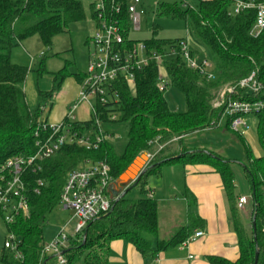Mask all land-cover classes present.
Masks as SVG:
<instances>
[{
  "label": "trees",
  "instance_id": "16d2710c",
  "mask_svg": "<svg viewBox=\"0 0 264 264\" xmlns=\"http://www.w3.org/2000/svg\"><path fill=\"white\" fill-rule=\"evenodd\" d=\"M117 2L121 4V13L114 17L128 45L143 42L149 52L165 55L185 39L160 40L156 29L149 40L132 39L128 0ZM232 9L230 0H201L197 8L189 5L184 9L166 4L157 6V16L185 21L192 53L206 55L210 59L215 78L212 81L203 79L187 68L179 56L165 59L163 66L170 81L169 86L178 89L185 97L187 109L183 113L172 111L165 98L166 91L159 90L160 66L155 61L136 72L134 88H130L124 80L116 81L113 89L118 93V100L104 105L97 103L96 108L103 124L128 125V141L123 154L118 155L106 140L98 149L91 151L64 146L54 157L41 164V171H26L24 181L32 210L29 218L18 219L12 228L20 240L22 259L17 260L12 253L2 250L1 263L57 264L56 258L42 256L44 227L47 217L60 206L68 174L88 160L107 162L115 182L141 154L152 156L135 187L140 189L143 198L130 200L127 197L129 193L118 199L113 198L111 210L106 215L89 223L81 235L70 239L65 252L66 264H108L110 244L114 240L128 241L144 258H154L160 252L185 243L195 226L181 228L167 241L159 240V203L148 198L145 190L144 179L158 176L165 166L186 165L206 157L215 165L228 196L233 197L235 185L234 175L229 168L230 161L206 150H186L182 146L179 153L162 158L170 150V147L166 149L167 144L177 141L180 146L187 136L217 129L224 109L214 108L213 103L225 86H234L254 74L263 89L257 94L241 91L234 98L264 102V32L258 38H252L249 32L255 23L256 12L233 16ZM90 13L95 23L97 15L92 5ZM87 19L82 0H0V167L11 158H28L37 152L35 134L41 123L42 107L33 112L26 98L25 84L30 70L13 63V54L23 41L34 36L40 37L45 48L51 49L55 37L69 32V27L84 23ZM41 58L39 77L46 73V55L43 54ZM76 76L81 83L84 82L85 75ZM68 77L71 74L63 69L55 75L54 82L59 83L60 88ZM57 90L54 87L47 93H40L42 101L51 100ZM112 115H116L117 119L111 120ZM257 118L258 137L264 147V111ZM225 127L231 131L229 120H226ZM76 128L82 134L96 130L95 121L79 123ZM244 170L253 192L252 227L250 230L244 228L236 212L238 206L234 205L241 256L236 263L211 258L212 264H255L257 251L259 258L256 264H264V157L253 159L248 151ZM38 180L44 181L39 194L35 193Z\"/></svg>",
  "mask_w": 264,
  "mask_h": 264
},
{
  "label": "built area",
  "instance_id": "2783aa9c",
  "mask_svg": "<svg viewBox=\"0 0 264 264\" xmlns=\"http://www.w3.org/2000/svg\"><path fill=\"white\" fill-rule=\"evenodd\" d=\"M117 1L93 0L92 2L97 20L95 31L88 40L89 65L79 97L68 109L65 119L59 123L41 122L35 134L37 152L28 158L23 156L11 158L0 167V218L7 228V237L0 245V250L12 253L17 260L22 259L20 240L12 228L18 219L29 218L32 210L27 194V184L24 181L25 172L41 171V164L54 157L64 146H77L88 151L98 149L106 139L105 132L101 129L103 123L98 118L96 105L118 100V93L113 89L116 81L124 80L130 88H134L136 72L148 67L151 61H155L160 66L158 88L161 92H165L170 81L163 63L166 58L177 56L183 60L187 68L195 71L203 79L212 81L215 78L210 59L206 55L199 56L192 53L188 35L177 44V47L171 48L165 55L156 53V51L149 52L143 42L133 46L128 45L114 17L121 13V4ZM230 1L233 3L231 11L233 16L249 11L256 12V20L249 35L252 38H258L264 32V0ZM186 6L187 4H184V7ZM127 13L131 34L140 32L143 16L147 13L143 0H128ZM262 89L263 85L254 74L234 86H225L218 94L220 100L214 103V108L224 109L217 127L226 118L230 121L231 132L242 135L249 131L251 127L248 118H257L264 111V102H252L234 97L241 91L245 94H257ZM83 104L89 105L91 120L95 121L96 130L93 136L89 135V131L82 134L76 128L80 123L76 112ZM116 119V115L111 116V120ZM149 156L151 159L152 156ZM113 183L111 168L105 161L88 160L68 174L60 206L72 212V221H77L75 236H68L66 229L69 223L66 224L51 244H45L42 251L43 257L55 256L57 263H67L64 252L69 248L70 239L81 235L89 223L100 219L111 210L113 198L110 197V188ZM43 186L44 181L38 180L35 193L39 194ZM153 195L154 192H150L147 197L153 198ZM247 202L246 197H241L238 208L242 210ZM203 236V232L197 231L184 244Z\"/></svg>",
  "mask_w": 264,
  "mask_h": 264
},
{
  "label": "crops",
  "instance_id": "0c3cea01",
  "mask_svg": "<svg viewBox=\"0 0 264 264\" xmlns=\"http://www.w3.org/2000/svg\"><path fill=\"white\" fill-rule=\"evenodd\" d=\"M82 1L88 14V19L84 23L89 26V36H91L95 31V23L91 19L90 13L93 0ZM34 37L26 39L20 44L22 50L25 49L27 51L35 48L38 43L36 40L28 42ZM19 51L13 54V63L25 67L31 65L34 60L30 53L28 51ZM85 73L70 72L71 77H68L62 83L59 95L56 98L57 103L47 122L59 123L65 119L68 109L78 99L82 87V83L76 74L85 75ZM28 105L33 111L29 102ZM78 111L80 115L84 113L83 111L88 114V117H84L85 119L82 117V119L77 118L78 122L87 123L91 121V110L88 104H83ZM255 121L259 125L258 118H255ZM210 131L213 130L204 132ZM106 134L108 135V133ZM221 134L225 135L224 133ZM256 134H258V127L255 134L251 128L242 135L233 133L240 144L242 146L244 144L247 149L249 143L252 146L255 145L256 139L259 143L260 140ZM189 137H185L182 142ZM172 144H170L171 149L166 152L177 153L181 151V146L183 147V145L175 146L178 144L177 141ZM260 144L255 149L256 156L255 158L252 157L253 159L263 157L261 156V151L264 150V147L262 145L260 146ZM206 151L230 161L229 168L234 175L235 185L232 198L228 196L223 180L214 165L202 160H194L186 165H168L163 167L161 174L158 176L153 175L144 179L147 196L150 192H154L153 199L159 203L158 222L160 241L169 240L183 227L195 226L191 236L197 231L203 232L204 236L191 243H183L184 245L182 244L167 251L160 252L154 258H144L126 240H114L110 244L108 264H212L210 261L211 258L225 260L230 263H236L239 260L241 249L235 225L234 205L238 206L241 197L248 199L244 208L242 210L237 208L236 212L240 215V221L244 228L250 230L254 209L251 184L244 170L243 161H239L237 158L224 157V155L218 154L214 149L206 148ZM110 197L115 198L112 186L110 188ZM0 264L3 263L0 262Z\"/></svg>",
  "mask_w": 264,
  "mask_h": 264
},
{
  "label": "rangeland",
  "instance_id": "374dc122",
  "mask_svg": "<svg viewBox=\"0 0 264 264\" xmlns=\"http://www.w3.org/2000/svg\"><path fill=\"white\" fill-rule=\"evenodd\" d=\"M200 1L201 0H143V3H145V7L147 9V13L145 16H143L141 31L133 33L131 36L132 39L139 41L149 40L153 37L154 29L157 30V38L160 40L174 41L186 38L187 27L185 21L178 18L172 19L169 17L157 16L156 8L159 4H166L169 6H180V8L184 9V6L182 7V5H184L185 3L190 7L197 8ZM88 27L89 26L85 23L72 25L71 27H69V32L63 33L57 36L56 39H54L52 49L45 48L38 36L30 39L31 41H28L32 42L36 40L38 43L34 49L27 50L34 61H32L31 65H28L30 73L25 84V89L28 102L33 108V112L39 111L40 107H42V112L40 114L41 122H47L50 119L51 112L57 103L56 98L59 95L60 88L59 83L54 82L55 75H57L63 69H66L69 73L86 72L88 69L90 51L89 44L87 45L88 39L90 37ZM18 51L27 52L25 49L22 50L21 45L18 48L17 52ZM42 54L46 55V58L44 59L46 73L39 77L38 71L40 70L42 65ZM54 87H56V90H58L56 91L53 100H49L47 102L42 101V99L40 98V93H47ZM219 96L220 95H218L214 103H216L217 100H220ZM165 98L168 106L172 111H178L182 113L186 111L187 104L185 97L175 87H168L167 91L165 92ZM83 112L84 113L80 115L78 111L76 113V117L78 119L88 117V114H86L85 111ZM248 120L251 130L255 134L258 127L257 123H255V118L250 117L248 118ZM225 124L226 118L223 120V123L213 131L190 135L188 139L182 142L183 148H185L186 150H206V148L214 149V151H217L218 154L224 155V157L227 158H237L239 161H243L244 164L248 162V151H250L252 157L255 158V149L257 148V146H259L260 141L258 143V140L256 139L255 145L252 146L249 143L248 149H246L244 146H242V144H240L236 136L233 135V133L229 132L228 128L225 127ZM101 129L105 133H108V135H105V139L110 145L115 148V152L118 155L123 154L128 141V125L102 124ZM221 133H224L225 135H222ZM94 134L95 130L92 129L89 131V135L93 136ZM256 136H258V134H256ZM171 145L167 144L166 149L169 147L171 149ZM175 146L178 147L179 144ZM163 148H165V146H163ZM261 153V156L264 157V150H262ZM174 154L175 153L173 152H166L162 158ZM215 156L220 157L218 155ZM200 159L202 161L213 164L212 161L210 159H206V157H202ZM127 197L130 200L140 199V189H133L129 192ZM71 217L72 212H70L69 210H65L61 206H58L56 210L47 217V221L44 227V241L46 245L51 244L60 234L61 228L68 223L69 225L67 226L66 233L68 234V236H75V227L77 221H72ZM6 237L7 228L0 218V245L4 243Z\"/></svg>",
  "mask_w": 264,
  "mask_h": 264
},
{
  "label": "water",
  "instance_id": "95a60500",
  "mask_svg": "<svg viewBox=\"0 0 264 264\" xmlns=\"http://www.w3.org/2000/svg\"><path fill=\"white\" fill-rule=\"evenodd\" d=\"M149 162L150 156L145 153L141 154L130 165V167L113 183L112 188L116 199L125 196L138 185V182L141 180L142 175L145 173V168L147 167ZM253 228L255 231V220H253ZM83 243H86V235ZM52 257L55 258V256ZM258 258L259 251L256 252L255 264L258 262Z\"/></svg>",
  "mask_w": 264,
  "mask_h": 264
}]
</instances>
